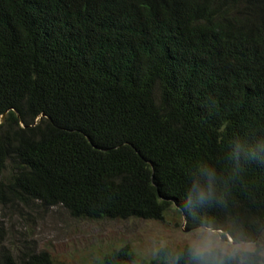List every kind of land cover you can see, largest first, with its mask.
<instances>
[{
	"label": "trees",
	"instance_id": "trees-1",
	"mask_svg": "<svg viewBox=\"0 0 264 264\" xmlns=\"http://www.w3.org/2000/svg\"><path fill=\"white\" fill-rule=\"evenodd\" d=\"M5 113L0 204L160 220L174 203L189 227L257 242L152 259L126 244L96 264H264V0H0Z\"/></svg>",
	"mask_w": 264,
	"mask_h": 264
},
{
	"label": "rangeland",
	"instance_id": "rangeland-1",
	"mask_svg": "<svg viewBox=\"0 0 264 264\" xmlns=\"http://www.w3.org/2000/svg\"><path fill=\"white\" fill-rule=\"evenodd\" d=\"M223 233L189 227L174 203L160 220H93L74 217L63 206L0 204V256L17 259L45 251L54 264H96L126 244L146 259H152L162 247L192 246L199 251L219 248L227 253L256 249V241L236 243ZM260 248L264 255V247Z\"/></svg>",
	"mask_w": 264,
	"mask_h": 264
},
{
	"label": "water",
	"instance_id": "water-1",
	"mask_svg": "<svg viewBox=\"0 0 264 264\" xmlns=\"http://www.w3.org/2000/svg\"><path fill=\"white\" fill-rule=\"evenodd\" d=\"M5 115H6V113L5 114H3L1 117H0V122L4 119V117H5ZM19 117H20V115H18ZM21 123L24 125V123H23V121L21 120ZM36 124V123H35ZM34 124V125H35ZM185 218V217H184ZM185 221H186V218H185ZM201 228H204V227H201ZM208 229V228H207ZM211 230H216V229H211ZM219 231H223V230H219ZM226 234L227 235H229V233L228 232H226ZM230 236V235H229ZM232 238V237H231Z\"/></svg>",
	"mask_w": 264,
	"mask_h": 264
}]
</instances>
